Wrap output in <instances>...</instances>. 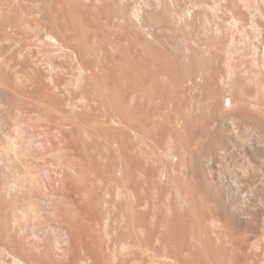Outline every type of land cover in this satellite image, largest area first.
Masks as SVG:
<instances>
[{
	"label": "bare ground",
	"instance_id": "1",
	"mask_svg": "<svg viewBox=\"0 0 264 264\" xmlns=\"http://www.w3.org/2000/svg\"><path fill=\"white\" fill-rule=\"evenodd\" d=\"M82 1L89 2V0H0V264H122L127 257H130L128 255L131 253L130 251L127 253V249L130 250L132 246L137 249L135 253L132 249L134 256L132 254L131 256L139 264H181L186 261V257L183 259L186 249L183 251L185 247L181 246L182 244L187 245L186 242L189 240L185 242L183 238L186 228L183 229L185 231L182 234L183 237L181 238L182 235L178 236L180 241L177 240V233L174 231L177 238L175 239L173 236L172 239L176 240V243L181 242L180 246L182 247L176 248L178 245L175 242L172 245L171 233L167 230L170 226L168 216L160 217L158 202H156L157 181H160V178L169 181L172 177L176 178L178 172H181L178 165L180 161L179 149H181V153L183 152L189 157L186 168L201 181V186L204 187V200L213 211L210 217L211 224L214 223L217 228L222 226L233 234L240 233L244 236L242 238H245V242L246 240L251 242L253 239L264 240V60L259 61L256 58L259 62L256 60L258 64L256 66L253 64V67L246 61H241L240 65L239 63L230 65L233 73L229 72L235 77L232 80L233 75L229 74V79L221 69L222 57L217 53V50L208 51L210 46L213 48L212 44L214 43H210L211 45L209 44V47L205 45V48L216 63L213 65L210 63L211 68L206 63L207 66L209 65V69L206 67L208 70L202 67L205 63L201 65L202 69L199 66L200 63H198L200 69L196 66L197 64H194L196 69L190 70L189 77L186 76L187 80L180 81L184 84L181 86L177 84L180 86L176 91L177 94L174 95L175 97L177 95V98L173 97L174 101L177 100V103H173L177 104L176 106L174 104V108H178V122L181 128L188 130V133L193 136L203 139L200 155L197 159L191 157L189 147H187L189 144L186 142V145L185 142H182L185 139L169 135L172 146L168 144L170 148L167 145L168 150L163 149L165 150V152L163 151L165 156L161 159L163 161L156 163L159 160L154 161L155 158L153 159L154 156L151 155L155 151L154 128L150 126L153 125V119L151 123H147L149 117H152L151 112L153 114L155 112L150 109L148 117L145 115L147 110L145 113L143 110L140 116L141 129L140 126L138 127L140 129V138H138L141 145L139 161L135 156L138 167H134L135 170L131 168V171L126 167L121 171L117 169L119 168L117 166L118 174H115V169L112 167L114 169H111L113 176L111 172H109L110 175L107 173L108 170L106 172L110 177L112 176L110 179L108 178L109 181L112 180L111 182L115 184L120 179H124L117 178L120 176L127 178L125 183L129 182L128 185L126 183V186H123L124 188L118 183L117 186L114 185L117 195L121 196L126 193L132 199L131 202L130 198L128 203L125 202V204H131L130 212L133 216H131L132 223L126 220V225L129 222L126 229L129 228L132 232H136V236L133 239V233L129 237V230L125 229L126 233L119 226L116 228V225L109 228L108 234L116 235L115 237L110 236L113 239L109 238L110 243L113 242V248L118 247L120 253L123 250L126 251V255L128 254L126 258H124L125 256L119 257V254L115 253L116 249L109 248L108 245L105 246V212H107L105 211V192L109 191H105V187L109 188V185H105V168L108 166L105 163V132L108 131V129L105 131V73L101 67L103 58L101 57L100 61L102 65H99V62H94V59L92 60L89 56L91 47L88 46V32L86 34L85 28V35L82 37L84 39L86 37V43L80 35V38L77 37L80 17L76 5ZM224 43L220 44L223 46ZM9 50L10 54H7ZM193 59L192 56V61ZM205 59L208 58L205 57ZM94 67L98 74L93 69ZM240 72L246 74V77L240 76ZM95 73L98 75H96L97 78L93 77ZM138 75L136 77H139ZM218 77H220L219 82ZM94 78L97 79L96 89L93 87L95 91L92 90ZM139 79L141 81L140 77ZM115 84L118 85L117 82ZM143 86L140 85V87ZM112 87L110 86V88ZM113 93L111 94L109 91V96H112ZM134 93L132 94L134 95ZM117 94L120 96V93ZM141 97L142 101L140 102L145 103V101L143 102L144 96ZM150 97L153 99L152 95ZM117 99L119 97L115 101ZM125 101L127 102V100ZM142 107L139 108V111L143 109ZM110 108L112 109L111 106ZM132 108H134L133 105ZM128 109L131 110L129 106ZM135 109L137 112L138 108ZM115 116L117 118L119 114L118 116L115 114ZM122 118L125 119V117ZM128 122L129 120L124 123ZM134 123L136 122L134 121ZM133 126L135 129V125ZM115 132L114 135L117 133ZM124 136L126 135L124 134ZM117 138L119 139V137ZM145 138L150 140H148V143L150 142L148 148L151 154H149L150 152L145 153V149H147L146 147L144 149V144L147 143ZM127 140L123 141L126 143ZM129 145L127 144V146ZM231 146L235 148V158L224 163L227 173L221 178L216 170L215 153L227 152ZM122 147L126 148V145ZM118 154L117 156L120 155ZM131 161L133 164L134 160ZM120 162L118 161V163ZM123 162L124 160L120 164ZM159 187L162 188V186ZM178 189L176 191L179 193L181 201L186 202V198ZM163 194L165 195V193ZM239 194L247 199L238 200L237 195ZM110 200L108 199V201ZM166 200L168 201V199ZM161 201L163 200L161 199L159 203ZM122 203L124 204V202H120L121 206ZM111 205L109 204V206ZM121 206L115 207L117 209L114 211H116V216L121 215L125 219L122 209L125 207ZM129 206L126 208L130 209ZM106 207L108 208V206ZM167 207L168 205L166 209L165 207L163 209L168 210ZM113 216H115L114 213ZM116 216L109 217L120 219ZM110 218L109 220H111ZM109 220L107 221L109 222ZM173 222H176V219ZM172 224L174 226V223ZM178 225L177 227L180 226ZM121 230L124 232V236H122ZM215 233L217 232L215 231ZM126 234L128 237L125 236ZM211 235L209 234V236ZM181 239L185 243H182ZM208 241L211 242L209 239ZM248 242L242 243L243 245L240 244V246L248 245ZM113 244L111 245L113 246ZM211 244L213 245V243ZM198 245L195 246L198 248ZM211 246L210 252L212 253L213 247ZM242 247L241 250L245 251ZM178 248L183 251L178 250V253L182 252V254H178L180 258L177 251H174ZM217 248L215 249L217 250ZM189 250H191L190 247ZM196 250H191L194 252L192 254L198 252ZM214 250L213 253H216ZM200 252L197 255L201 256ZM189 253L186 255L190 256ZM244 253L239 254L244 255ZM174 256L178 259L175 260ZM181 256L183 261L179 263ZM258 256L260 255H256V257ZM201 258L203 259V256ZM199 260L198 263H200ZM125 261L127 262V260ZM203 262L201 263L206 264Z\"/></svg>",
	"mask_w": 264,
	"mask_h": 264
},
{
	"label": "rangeland",
	"instance_id": "2",
	"mask_svg": "<svg viewBox=\"0 0 264 264\" xmlns=\"http://www.w3.org/2000/svg\"><path fill=\"white\" fill-rule=\"evenodd\" d=\"M76 6L78 8V15L80 17V24H81V25L79 24V32L80 33L79 32L77 33L78 34L77 37L79 35L82 37L85 35V32H86V34L88 32L87 40L89 39L88 40L89 44L88 43L87 44H88V46L91 47V48L88 47V48H90L89 49V53H90L89 56L91 57L92 60L94 59V62H99V65H102V63H103V65L101 67H102V69H104L103 73H105L104 74V78H105V99H106L105 100V102H106L105 103V114H106L105 115V131L107 129L109 131V132L108 131L105 132V158H106L105 163L108 164V166H106V164H105V166H106V168H105L106 169L105 170V185L106 186L109 185L108 189H107V187H105L106 188L105 191L109 190L108 192H105V208H106L105 211H107V212H105V221H106V223H105V239H106L105 240L106 241L105 246L108 245L109 248L110 247L113 248L114 247L113 242L110 243L111 242L110 239L113 240L110 237L112 234L111 235L108 234L110 232L109 228H112L113 226L115 227V225H116L117 226L116 228L120 227L124 232H126V230L127 231L129 230V232H128V234L130 233L128 235L129 237L133 233H134L132 235L133 239L136 236V232H134V231L132 232L129 228L126 229L129 222L132 223V219H133L132 218L133 217L132 212H130L131 204H127L129 202V200L131 202L132 199H131V197H129L130 195H128L126 193H123L124 195L122 194L121 196L117 195L118 193H117V189L115 187V185L117 186V183L123 187V186L128 185L129 182L126 181V183H127L126 184L125 180H127V178H125L123 176L117 177V178H124V179H120V181L117 182L116 184L114 182H111L112 180L109 181V179L114 175L112 170H111L113 168L115 169V172H116L117 169L123 171L122 169H126V167H127L129 170L131 168H133L135 170L138 167V161H139V157H140V156L138 157V155H139V151L141 149V148H139L141 146L139 143L140 142L139 141V138H140L139 135H140V129H141V125H140L141 124V119H140L141 117L140 116H141L142 111L144 110L143 112L145 113V111L147 110L146 111L147 114L145 113V115H148V117H149L151 110L155 112L154 114L151 112L152 117H149V119L151 118L150 122L148 121L149 119L147 118L148 119L147 123H151V120L153 119V121H152L153 125H150V124L149 125L151 127H153L154 130L156 128V131L151 129L154 132V140L153 141L155 143V146H154L155 151L154 152L152 151L153 153L151 154L150 149L148 148L149 147L148 144L150 142L148 143L149 139H147V138H145V142H147V143L144 144V149L146 147L147 149H145V153L150 152L149 154L154 156L153 157V159L155 158L154 161L159 160V162H156V163H160L161 161H163L161 159L164 158L163 156H165V153H164L165 150H168L167 149L168 147L170 148V146L168 145V144L171 145V143L169 141V135H172V136L175 135V137L178 136V138L182 139V140L185 139L182 142L183 143L185 142V144L187 142L189 144V146L187 144L186 145H187V147H189L190 153L192 155L191 157H194V158L196 157V159H197L198 156L200 155L201 150H202V140L203 139H201L199 137H195L192 134L188 133V130L186 131L184 128H181V125L178 122V112H177L178 108H174V104L177 103V100L174 101V98H177V95H176V97L174 95H175L177 89L179 90L181 84H184V83H181V82H184L182 80L186 79V76H187V78L189 77L188 75H190V73H189L190 70L196 69V66L200 69L201 65L204 63L205 64L202 67L208 68V66L210 65L209 68H211V64L213 65L216 63V61L214 63L213 59H211L210 52H208L209 50H211V51L217 50V53L220 55V57H222L221 58L222 62L220 64V67H222L221 69L225 73V76L229 79H230L229 76L231 75L230 72H232L230 65H233L234 63L235 64L239 63V65H240L241 61L242 62L246 61L247 63H249L250 66L253 67V64H254V66H256V64H258V62L260 60H264V0H89V2L88 1L79 2V4H77ZM82 21H83V23H82ZM85 21L89 25L86 24ZM82 25H84V26L82 27ZM87 27L89 30L87 29ZM84 28H85V32H84ZM80 36L78 38H80ZM85 39H86V37H85ZM85 39L83 40L84 43H86ZM79 40L82 41V39H79ZM219 42L221 44H223V42L226 43V44L224 43V45H223L224 47L226 46L225 47L226 50L224 49V47ZM210 43L216 44V45L212 44L214 49L210 46L211 45ZM205 45H207V47L210 46L212 49L209 47V49L207 51V48H205L206 47ZM218 45H220V46L216 47ZM228 49H230V50H228ZM7 54H10V50L7 51ZM244 55H246V56H244ZM192 56L195 59V60L193 59V61H192ZM205 57L208 58L209 60L205 59ZM97 58H99V59H97ZM199 58H201V59L199 60ZM256 58H258L259 61ZM101 59L103 61H101ZM244 59H248L249 61L244 60ZM100 61L102 63H100ZM198 63H200V65ZM206 63H208L209 65L207 66ZM192 64L193 65L197 64V65L196 66L194 65L195 66L194 67ZM191 67H194V68H191ZM202 67H201V69H202ZM93 69L95 70V67ZM96 70H95V72L98 74V72ZM138 71H140L141 73ZM96 73L94 74L95 76H93V77L97 78L98 75ZM129 74H130V76H129ZM132 74H134V75L136 74V75L134 76ZM125 75H127L128 78H126L127 76H125ZM137 75L141 78V81H140L139 77H136ZM140 75L145 76V77L142 78ZM239 75L243 76V78L246 77L245 76L246 74H244L242 72H240ZM119 76H121V77H119ZM96 78H94L95 80L93 79V81H92L93 82L92 83L93 84L92 85L93 91H95V89H96L95 86L97 87V82H96L97 79ZM116 78L119 80L117 81ZM129 78H130V80H129ZM233 78H235L234 75L232 76L231 79L233 80ZM115 79H116V81H115ZM124 80H125V83H124ZM131 80L132 81L135 80L136 82L134 81L135 82L134 83ZM217 80L219 82L220 77H218ZM114 81L117 82L118 85L115 84ZM122 82H123V84H122ZM106 83H107V86H106ZM120 83H121V85H120ZM128 83H130V84H128ZM131 83H132L133 87L131 86ZM137 83H139V84H137ZM142 84L144 86L145 85L146 86L144 87ZM148 84L151 86V88ZM177 84H179L180 86ZM140 85L143 87H140ZM108 86H109V88H108ZM110 86L111 87L114 86V87L110 88ZM125 87L126 88L128 87V88L126 89ZM106 88H108V89L106 90ZM118 88H120V89L115 90ZM136 88L140 89L139 90L140 92ZM141 89H144V90H141ZM120 90H122V91H120ZM125 90H127V92H125ZM135 90H137L138 92ZM150 90H153V91H150ZM109 91L111 94L115 91L112 95L113 98L111 95L109 96ZM134 91H135V93H134ZM143 91H144V93H143ZM106 92H108V93H106ZM116 92L120 93V96ZM129 92H130V94H128ZM152 92H154V93H152ZM92 93H94V92H92ZM132 93H134V95ZM121 94L124 97H121L122 96ZM144 94L146 95V97ZM106 95H107V98H106ZM151 95L153 96L152 97L153 99H151V97H150ZM127 96H130V97L127 98ZM131 96H134V97H131ZM141 96H144L145 100H143V102L145 101V103L140 102V101H142ZM118 97H119V99H117V101H118L117 102L115 100ZM125 97H126V99H125ZM136 97H138V98H136ZM121 98H123V99L121 100ZM134 98H136V99L134 100ZM125 100H127V102ZM111 101L113 102V104ZM151 101H153V102H151ZM146 102H148V103L146 104ZM173 102H175V103H173ZM133 103L134 104L136 103V105H134ZM138 103L140 104V106H138L139 105ZM153 103H154V105H153ZM110 104H112V105H110ZM132 105L134 108H132ZM151 105H153L152 106L153 108L151 107ZM176 105L177 104H175V106ZM106 106H108V107H106ZM110 106L112 107V109L110 108ZM117 106H119V107H117ZM128 106L131 108V110L128 109ZM136 106H138V107H136ZM141 106H143L142 107L143 109L142 110L140 109V111H141L140 112L139 108H141ZM126 107H127V109H126ZM107 108L109 109V111ZM113 108H114V110H113ZM122 108H124L125 110L124 109L122 110ZM135 108H138L137 112L135 111L136 110ZM117 110H120L123 112L122 113L120 111L117 112ZM106 111H108V112H106ZM132 111H133V113H132ZM138 111H139V113H138ZM112 112H114V113H112ZM128 113H130V114H128ZM115 114L117 116L119 114L120 118H119V116L117 117L119 120L116 118ZM120 114H122L123 116ZM135 114L137 115V117ZM138 114H139V116H138ZM112 115H113V117H112ZM121 116L125 117V119L122 118ZM132 119H133V121L131 122ZM111 120H115L116 122L111 121ZM117 120H118V122H117ZM120 120H121V122L122 121L123 122L121 123ZM128 120H129L128 123H124ZM138 120H139V122H137ZM134 121L136 123H134ZM154 122H155V124H154ZM122 124L124 125V127L129 132L124 127H122L123 126ZM127 124H129L128 125L129 127L126 126ZM132 125H135L136 131L134 129V126L132 127ZM139 126H140V129L138 128ZM120 129H122V130H120ZM117 130L118 131L120 130V132L122 131L121 132L122 135L120 134V132H117ZM113 131L117 132V133L115 132L116 133L115 135H117V136L114 135ZM135 132H137V133L139 132V133L137 134ZM124 134L126 136H124ZM110 135H112V136H110ZM117 137H119V139ZM124 137H126V138H124ZM121 138H122V140H120ZM117 139H118V141H115ZM125 139L129 140V141L127 140L128 143L127 142L125 143V141H123ZM119 144H120L121 148H120ZM127 144H130V145L127 146ZM123 145L124 146L126 145V148L128 149L127 152H126L127 149L122 147ZM167 145H168V147H167ZM130 146H131V148H130ZM117 149H118V151L119 150H122V151L118 152ZM163 149H165V150H163ZM130 150H132V151L129 152ZM113 151H115L114 152L115 154L113 153ZM116 153L117 154L121 153V154L120 155L118 154L119 156H117ZM123 153H125V154H123ZM132 153H133V156H132ZM112 154H114L115 156ZM149 154H147V155H149ZM215 154H216L215 156L217 159L216 170L219 173L220 177L223 178V176H225V174L227 173V169L225 168L224 163H226V162L228 163L229 160L235 158V156H234L235 155V148L233 146H231V149L229 151H227V152L221 151V152H218ZM135 156L138 157L137 158L138 161H135L136 160ZM179 156H180V161L178 162V165H179V169L181 170V172H178V176L176 178L172 177L171 180H169V181H168V179L165 181V179H162V178H160V181H157L158 183H160L159 185L157 183V191L161 195H164L163 193H165V195L162 197L157 192L156 202L159 203V201L161 199L163 200L159 204L157 203V206H159L158 212H159V215L161 218L168 216L170 226L169 227L167 226L168 227L167 230L169 233L172 234V235L170 234L171 239L173 238V236L176 239L178 236H181L182 234H184L183 232L186 231L187 239H186V234H184L185 235L184 237L182 235L181 238L183 237L185 242H186V240L189 239L188 241L190 242V245H188L189 244L188 241H187L188 243L186 242L188 247L185 244L181 245L182 247L183 246L185 247V248H183V251L186 249V253H185V251H184L185 254L183 253V255H185L183 257V259H185V257L187 259H189V258H191V259H189V261H187V259H185L186 261H184L182 263H184V264H192V263L193 264H202L201 262L204 261L206 264H208V263L209 264H264V240H262V241L258 240L257 241V239L256 240L253 239V240H251V242L250 241L248 242V240H246V242H248L247 243L248 245L245 244L246 246L244 245L242 247V245L246 242L244 240L245 238H242L244 236H242L240 233L239 234H237V233L233 234V232H228V230L222 226L220 227L218 225L219 227L217 228V226L216 227L214 226V223L211 224L210 217H211L213 211L210 208L209 204H207L206 200H204V196H203L204 195L203 194L204 193V187L201 186L202 185V183H200L201 181H199V179L197 177L193 176L192 173H190V170L186 168V164L189 161L188 160L189 157L186 154H183V152L181 153V149H179ZM121 158H122V160H120ZM131 158L135 161V162L133 161V164H132ZM113 159H115L116 161L115 160L113 161ZM123 160H124V162L122 163L123 164V166H122V164H120V163ZM118 161L119 162L121 161V162L118 163ZM127 161H129V162L131 161V162L128 163ZM116 162H117V164H115ZM127 163H128L129 167L127 166ZM115 165H116V167H115ZM110 166H111V168H108ZM117 166H119V168H117ZM134 167H136V168H134ZM107 170H108V172H107ZM119 170H118V172H116V173L114 172V173L118 174ZM106 172L109 175H110L109 172H111L112 176L110 177L108 174H106ZM161 179H162V181H161ZM106 180H108V181H106ZM113 180H114V177H113ZM117 181H118V179H117ZM121 181H123V182H121ZM164 182H166V183H164ZM161 184H163V185H161ZM159 186H162V188ZM163 187H164V189L167 188L168 190L167 189L164 190ZM177 188H179L178 190L180 192H182L183 196L186 198V200H185L186 202L183 203V201H181L182 199L179 196V193L176 191ZM110 189H112V190H110ZM162 189H163V191H161ZM166 193H167V195H166ZM107 195H108V197L109 196L110 197L108 198ZM112 195H113V198H112ZM159 196H160V198H159ZM117 198L119 200L120 199H122V200L119 201ZM108 199L109 200L111 199V200L108 201ZM166 199H168V201ZM237 199L238 200H245L247 198L244 197L242 194H239V195H237ZM106 201H107L108 205H107ZM114 201L117 203H115ZM120 202H124V204L122 203V206H121ZM125 202H127L126 203L127 205L125 204ZM169 202H171L172 204ZM161 203H162V205H161L162 207L160 206ZM165 203H166V205H165ZM109 204H112L111 206H113V205H116V206L111 207V206H109ZM119 204L121 207H125V209H126L125 210L124 208H122L123 212H124L123 215H125V219H123L124 217L122 218L121 215L116 216V214H115L116 211H114V210L117 209V208L115 209V207L119 208L120 207V206H118ZM124 205H126V206H124ZM128 205H130L129 206L130 209L126 208ZM167 205H168V207H167L168 210H165ZM172 205H174V206H172ZM106 206H108V208ZM163 207H165V209H163ZM170 207H172V208H170ZM109 208H111V209L113 208V209L111 210ZM161 209L163 212L161 211ZM109 210H111V211H109ZM168 211L170 212V214L168 213ZM110 212L111 213L113 212L114 215L118 218L120 217V219H116V218L111 219L112 217H115V216H113V213L111 214ZM160 212H161V214L163 213L164 216H163V214L161 215ZM106 213H107V215L108 214L109 215L107 216ZM125 213L128 214L127 217L129 220L126 219L127 217H126ZM165 214H166V216H165ZM109 216L110 217L112 216V217L110 218ZM175 217H178V218L180 217L181 219L179 218L180 219L179 220L178 218H175ZM109 218L111 220H109ZM172 218L174 220H170ZM175 219H176V222H173V221H175ZM107 220H109V222ZM126 220L129 221L127 223V225H126ZM115 221H117L118 224ZM170 221H172V223H174V226L172 223H170ZM177 221H179L180 223ZM109 223H110V225H109ZM176 223H177V225L178 224L180 225V226L178 225L180 228L177 227V225H175ZM162 224H163V222H162ZM183 224H185V226H183ZM163 226H164V224H163ZM181 226H183V227H181ZM184 228H186V229H184ZM122 230H121V232L123 233L122 236H124V232ZM179 230H180V232H178ZM174 231H175V233H177V235L174 233ZM215 231L217 233H215ZM209 234H212V235L209 236ZM215 234L216 235L218 234L217 238H216ZM221 234H222V236H220ZM227 235H229L230 237ZM112 236L115 237L116 235L115 236L112 235ZM125 236H127V234ZM212 236H214V237H212ZM219 236H220V239L222 238L221 243L219 241ZM232 236H234L233 237L234 241L232 240ZM211 237L214 239L212 240ZM215 238L218 240H216ZM200 239H203V240L201 241ZM208 239L211 242H209ZM177 240L180 241V237H178ZM194 240H195V242H194ZM172 241H173V239H172ZM179 241H178L179 244L176 243V240L173 241L172 245L175 242V244L178 245V246H176V248L181 247L180 246L181 242H179ZM181 241H182V239H181ZM184 241H182V243H185ZM206 241H208V242H206ZM202 242L207 243V244L205 245ZM195 243H197V244H195ZM210 243H213V245L211 244L212 245L211 246ZM111 244H113V246ZM217 244H219V245H217ZM238 244H239V246H238ZM240 244H242V245L240 246ZM195 245H198V248L199 247L200 248L198 249L197 246H195ZM214 245H216V246H214ZM210 246L213 247L214 249L217 248L218 246L219 247L217 248V250L215 249L216 251L212 248V253H211L210 252L211 251ZM189 247L191 250H194V251L196 249H198V250H196L198 252H195V254H192L194 252L189 250ZM191 247L194 249H192ZM241 247L244 248L245 251L243 249L241 250ZM173 248H174V246H173ZM181 248L174 250L175 252L177 251L176 252L177 255L179 253L182 254L183 251L181 250ZM205 248H207V249H205ZM208 248H209V250H208ZM115 249H116L115 253L119 254L118 255L119 257H124V256H125L124 258L127 257L128 254L126 255V251L123 250L124 252L121 251V253H120V249L118 247H116ZM132 249H134V253H135V250L137 248L132 246L130 250L127 249V253H129V251H130V253L134 256ZM178 250L179 251L181 250L182 252L178 253ZM205 250H206V252H205ZM213 250L216 253H213ZM242 251L245 252L244 255L242 254L243 256L241 254H239V253H243ZM261 251H263L262 254H261ZM199 252L201 253V256L197 255V253L199 254ZM188 253L190 254V256L186 255ZM208 253H210V254H208ZM255 253H257V254H255ZM131 254L128 255L130 257H127L125 259V260H127V262L128 261L129 262L127 263L123 259L124 260V261L122 260L123 263L124 264H139V263H137L136 259L131 256ZM213 254H214V256H212ZM215 254H216V256H215ZM245 254H247V255H245ZM194 255H196V256H194ZM256 255H260V256L256 257ZM175 256H174V259L177 260L178 258L177 257L175 258ZM182 256H181V259H179L180 261L178 260L179 263H181V261H183ZM188 256H189V258H188ZM192 256H194V257H192ZM202 256H203L204 260L201 258ZM129 258H131V259L128 260ZM179 258H180V256H179ZM195 258H196V260H195ZM199 258H201V259L199 260ZM206 258L208 259V261ZM192 259L196 263L191 261ZM175 260H174V262L176 263ZM198 260L200 263L197 262ZM178 261H177V263H178ZM188 262H190V263H188Z\"/></svg>",
	"mask_w": 264,
	"mask_h": 264
}]
</instances>
